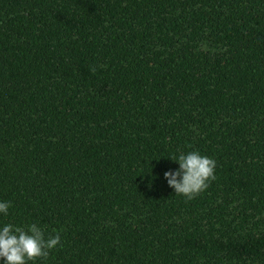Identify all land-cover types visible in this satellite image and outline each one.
<instances>
[{
	"label": "trees",
	"instance_id": "obj_1",
	"mask_svg": "<svg viewBox=\"0 0 264 264\" xmlns=\"http://www.w3.org/2000/svg\"><path fill=\"white\" fill-rule=\"evenodd\" d=\"M0 202L29 264H264V0H0Z\"/></svg>",
	"mask_w": 264,
	"mask_h": 264
},
{
	"label": "clouds",
	"instance_id": "obj_2",
	"mask_svg": "<svg viewBox=\"0 0 264 264\" xmlns=\"http://www.w3.org/2000/svg\"><path fill=\"white\" fill-rule=\"evenodd\" d=\"M169 159L179 165L175 172L164 173V179L175 195L192 200L216 179V161L197 151L187 154L180 152ZM10 207L9 202H0V214L7 216ZM59 244V234L46 237L44 229L36 223L26 227L6 224L0 228V259H3L4 264H29L47 258L49 252Z\"/></svg>",
	"mask_w": 264,
	"mask_h": 264
}]
</instances>
